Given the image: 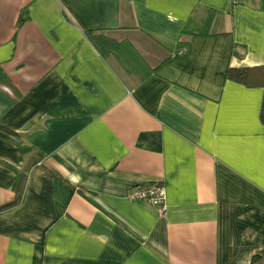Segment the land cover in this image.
I'll return each mask as SVG.
<instances>
[{
    "label": "crops",
    "instance_id": "0c3cea01",
    "mask_svg": "<svg viewBox=\"0 0 264 264\" xmlns=\"http://www.w3.org/2000/svg\"><path fill=\"white\" fill-rule=\"evenodd\" d=\"M262 66L264 0H0V264H264Z\"/></svg>",
    "mask_w": 264,
    "mask_h": 264
},
{
    "label": "trees",
    "instance_id": "16d2710c",
    "mask_svg": "<svg viewBox=\"0 0 264 264\" xmlns=\"http://www.w3.org/2000/svg\"><path fill=\"white\" fill-rule=\"evenodd\" d=\"M89 36L94 44V46L102 53L105 55L104 49L106 48V43H110L111 41L108 40L106 37L104 36H94L90 35ZM260 77L261 78V85L262 87H264V66L260 67V68H240V69H234V68H228L226 71V78L238 83H242L244 85H251V81L256 79V77ZM260 120L262 122V124H264V98H262V104H261V109H260ZM6 129H4L3 127H0V134L2 132H5ZM20 198V194L19 192L16 193L15 199L12 203L4 205L2 207H0V210L11 207L13 205H15L18 200Z\"/></svg>",
    "mask_w": 264,
    "mask_h": 264
},
{
    "label": "built area",
    "instance_id": "2783aa9c",
    "mask_svg": "<svg viewBox=\"0 0 264 264\" xmlns=\"http://www.w3.org/2000/svg\"><path fill=\"white\" fill-rule=\"evenodd\" d=\"M126 198L129 201L147 202L159 212L165 209V188L158 183L132 186L128 189Z\"/></svg>",
    "mask_w": 264,
    "mask_h": 264
}]
</instances>
